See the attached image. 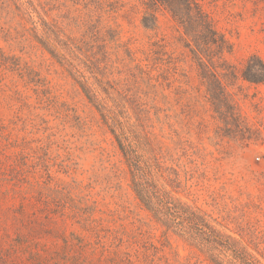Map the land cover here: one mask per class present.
Instances as JSON below:
<instances>
[{
  "label": "rangeland",
  "instance_id": "rangeland-1",
  "mask_svg": "<svg viewBox=\"0 0 264 264\" xmlns=\"http://www.w3.org/2000/svg\"><path fill=\"white\" fill-rule=\"evenodd\" d=\"M209 12L233 46L236 121L212 111L165 12L150 31L136 0H0V264H264V83L240 77L264 62V0ZM54 23L86 37L82 60ZM136 67L152 70L140 104L162 151L148 166L134 151V188L93 76Z\"/></svg>",
  "mask_w": 264,
  "mask_h": 264
},
{
  "label": "trees",
  "instance_id": "trees-1",
  "mask_svg": "<svg viewBox=\"0 0 264 264\" xmlns=\"http://www.w3.org/2000/svg\"><path fill=\"white\" fill-rule=\"evenodd\" d=\"M236 1L250 0H136L138 8L142 12V26L146 30H159V13L165 12L169 16L170 22L173 23L172 29L176 34L177 43L187 52L191 62L198 70L202 85L206 88L208 104L212 111L218 115V118L224 122L227 121V114L231 115L235 121L237 119L235 108L231 104L230 95L226 92L224 83L236 79L238 71L233 66L228 65L225 60L226 55L232 54L233 46L226 36L216 29L209 9L217 7L218 2L228 5ZM50 28L56 32L57 39L63 42L68 54L77 60H82L80 57L81 47L84 45L83 40L86 37L83 36L82 40L72 37L59 24H50ZM168 46L165 39L161 38L153 44L152 53L162 57L166 54ZM51 51L53 56L59 59L57 51L55 52L53 49ZM135 71L126 72L117 80H110V77L106 75L107 73L100 74L99 77L93 76L99 90L104 94V97L101 98L103 104L108 102L112 104L109 108L113 116L112 122L114 121L113 123L122 131L125 142L128 141V138L131 140V143L125 145L123 139H119L112 131V135L116 136L118 149L131 171L134 188V151L140 152L146 157L144 158L146 166L152 160L155 163H161L158 152L162 151V145L148 131V121L142 116L143 104H140L142 96L145 94L143 89L154 87L151 83L153 80L152 70L136 67ZM240 77L252 84H263L264 62L257 56L250 57L240 70ZM90 102L94 104L99 113L107 118L103 113L104 105L102 102L97 103L91 98ZM125 131L129 137L125 136ZM159 172L164 174L161 167H159ZM173 175L176 180L179 178L177 171ZM140 199H143L142 195ZM214 238L216 240L223 238L230 240V237H226L220 232L214 233Z\"/></svg>",
  "mask_w": 264,
  "mask_h": 264
}]
</instances>
